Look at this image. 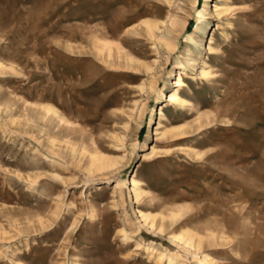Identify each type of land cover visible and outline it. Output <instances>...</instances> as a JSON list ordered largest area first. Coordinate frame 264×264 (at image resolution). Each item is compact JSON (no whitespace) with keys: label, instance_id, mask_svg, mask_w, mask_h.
<instances>
[{"label":"rangeland","instance_id":"obj_1","mask_svg":"<svg viewBox=\"0 0 264 264\" xmlns=\"http://www.w3.org/2000/svg\"><path fill=\"white\" fill-rule=\"evenodd\" d=\"M181 71L191 103L168 109L174 133L156 141ZM94 154L121 164L91 175ZM147 248L264 264V0H0V264H176Z\"/></svg>","mask_w":264,"mask_h":264},{"label":"bare ground","instance_id":"obj_2","mask_svg":"<svg viewBox=\"0 0 264 264\" xmlns=\"http://www.w3.org/2000/svg\"><path fill=\"white\" fill-rule=\"evenodd\" d=\"M209 0H205V3L208 2ZM218 1H227V0H218ZM231 8L228 6L227 3H221V4H215L214 6V13L215 16H217L218 18L221 17L223 14L229 12ZM146 25V29H147V33L149 36L153 37L155 35L156 30L158 29V24L157 23H145ZM160 29V28H159ZM214 35H212L211 39H210V43L208 46V50L210 51V53H215L216 52V48L213 47V43H214ZM157 38V37H156ZM199 48L202 47V41L199 44ZM206 47V46H205ZM198 58V57H197ZM198 60L196 59L194 61V64L197 62ZM202 67L198 73V77L201 79H209L212 76V67L211 65H209L208 63H204L202 61ZM147 72H150L152 69L150 67H147ZM152 79L149 80L148 83H142L140 84L139 87V91L141 93H143L144 95H146V98H144V100H141L140 102H137L134 104V106L132 108H130L129 110H131V113L129 115V119H132L135 121V123L137 124V126L139 125V120L142 118L145 109L147 107V102L146 100L151 97L152 94H154L156 92L157 89V79L155 76L151 77ZM185 78H188V75L186 72L181 71L178 75V78L175 80L174 83V90L166 97L167 101L166 103L160 105V109L158 110L159 113H157V121L155 123L154 126V137H156V141H160V140H164V139H169V137L171 135H173L174 131V127H170L168 124H165V121L167 119V111L169 108L171 107H184L186 105H189L191 102L186 100L185 98H183L182 96V89L183 87L186 86V82H185ZM50 111V110H49ZM157 111V112H158ZM51 112V111H50ZM124 112V111H123ZM149 124H151V122L149 121ZM153 130V129H152ZM147 135V134H146ZM152 135V133H151ZM149 136V135H148ZM119 142H123V138H117ZM146 143V142H145ZM144 143V145H145ZM134 145V144H133ZM134 148V146H132ZM162 150V149H161ZM160 147L158 144H154L151 146V152L150 153H143V161L142 162H146L148 161L150 158H152V156L158 154L160 151ZM122 159H124L123 157H121ZM120 159H111L108 157H105L101 154H94L91 157V164L89 167V174L92 175V173H94L95 171H104V170H110L113 169L114 171H117L118 167V163H120L119 161ZM121 164V163H120ZM119 164V165H120ZM139 167L140 164L138 165V168L135 169V171L132 172V176H131V185H132V191L135 194V197L137 199V201L140 199L142 193H143V189L141 187V182L139 179ZM111 171V170H110ZM121 179H118V182ZM122 181V180H121ZM121 184H118V186H120ZM121 195V194H120ZM118 197V196H117ZM120 198V196H119ZM117 203V202H116ZM141 214V222L147 224L149 219H151L150 215L143 213L142 211L140 212ZM154 224V223H153ZM153 224L151 226H153ZM195 234L193 235L192 233H185L182 238L179 239V243H177V246L184 250V251H188L189 247L191 246L193 247V242H194V237ZM175 239L178 240L177 237H174ZM173 238V239H174ZM172 239V240H173ZM182 242V243H180ZM199 246V244H198ZM137 248L140 250L142 248H145L142 246L141 243H139L137 245ZM192 249V248H191ZM147 250H151L150 248H147ZM152 252H154L155 254H158V262L159 263H163V261L165 259L169 260V263H176V259H178V255L177 254H169V252L167 253V250L164 251H158L156 249H152ZM175 260V261H174ZM176 264H183V263H176Z\"/></svg>","mask_w":264,"mask_h":264}]
</instances>
